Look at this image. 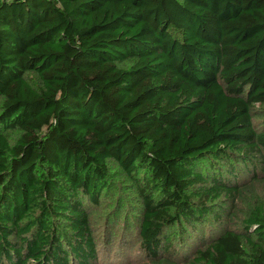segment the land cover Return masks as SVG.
I'll use <instances>...</instances> for the list:
<instances>
[{
    "label": "trees",
    "instance_id": "obj_1",
    "mask_svg": "<svg viewBox=\"0 0 264 264\" xmlns=\"http://www.w3.org/2000/svg\"><path fill=\"white\" fill-rule=\"evenodd\" d=\"M111 162L149 261L264 264V0H0V264L128 261Z\"/></svg>",
    "mask_w": 264,
    "mask_h": 264
},
{
    "label": "rangeland",
    "instance_id": "obj_2",
    "mask_svg": "<svg viewBox=\"0 0 264 264\" xmlns=\"http://www.w3.org/2000/svg\"><path fill=\"white\" fill-rule=\"evenodd\" d=\"M28 79L31 81V83L38 86L39 82L36 76H34L33 74H29ZM255 122H256V125L259 126L260 123L262 122V118L255 117ZM110 164H111V168L113 172L115 171V174L113 175L114 177H112L113 182H115V183H112L113 191H111V193L109 194H106L102 198L103 201L98 207L94 208V213H92L91 218L94 223L96 234L98 236H100L101 234L104 235V229H106V222H109L110 219H112L116 201H118L119 199V202L126 203L123 209L119 210V212L117 213L118 216L116 217V219H114L113 224L111 225L109 229V234L107 235V239L109 240L110 238L111 243L114 244L113 247L116 248L117 244H120V242H121V245H124V246L127 245V250L124 251V253L126 252V255H128V258H127L128 261L122 260L121 256H119V258H116L115 264H174V262L176 264H183L181 260L178 261V258L175 260L172 259L174 262H170V263L149 261L148 258L144 254L139 252L138 243L136 241L135 234H132L130 239H126L127 235L131 231L129 232V229L127 230L125 229V232L127 233L125 234L124 224L120 223V219L122 216L125 215L126 211L127 213H129V219L132 218L133 209L131 205L133 202H135L134 201L135 197H134V194L130 192V187L125 185L127 182L119 177V174L117 172L118 170L117 165H115L113 162H111ZM245 178H250V176L247 174ZM111 258H114V257H111Z\"/></svg>",
    "mask_w": 264,
    "mask_h": 264
}]
</instances>
